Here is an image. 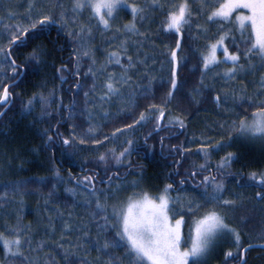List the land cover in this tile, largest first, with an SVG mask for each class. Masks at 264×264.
<instances>
[{"label":"trees","instance_id":"16d2710c","mask_svg":"<svg viewBox=\"0 0 264 264\" xmlns=\"http://www.w3.org/2000/svg\"><path fill=\"white\" fill-rule=\"evenodd\" d=\"M137 4L145 11L134 18L121 7L105 29L89 9L74 10L73 0H40L28 15L25 0H0V92L17 80L0 118V233L22 240L17 256H5L0 243V264H139L117 237L109 205L114 188L124 185L152 196L172 185L169 213L183 217L182 247L191 244L196 220L221 214L240 244L228 233L207 264L238 263L243 247L264 243L258 239L264 236V185L249 179L264 173V146L239 135L240 122L264 107V59L248 52L251 34L239 32L233 20L208 21L219 4L201 9L194 0L180 33L164 31L167 6ZM45 15L56 22L38 25L23 44L8 47L15 26L22 32ZM223 34L225 48L245 67L240 79L204 68L210 43ZM109 82L118 92L109 93ZM141 113L145 119L136 123ZM229 153L227 165L218 167ZM210 172L224 185L218 194L213 183H203ZM105 241L112 246L101 247ZM228 251L234 256L226 259ZM243 264H264V250H248Z\"/></svg>","mask_w":264,"mask_h":264},{"label":"snow or ice","instance_id":"6c2138e0","mask_svg":"<svg viewBox=\"0 0 264 264\" xmlns=\"http://www.w3.org/2000/svg\"><path fill=\"white\" fill-rule=\"evenodd\" d=\"M28 5L26 15L37 10V5L40 0H25ZM194 0H151V5L154 7L164 8L167 6L166 18L163 22L164 31H175L180 33L184 25L189 24L192 17V3ZM201 9H204L209 4H219V7L215 8L210 14L207 15L208 21L228 20L232 15L233 11L239 8L247 9L250 15L236 17L239 21L240 28L246 29L250 23L251 33L254 37L252 46L248 49V52L258 51L261 59H264V0H225L224 3H220V0H198ZM121 5L129 6L125 3V0H73L74 10L80 11L83 9H90L92 18H95L100 25H103L105 29L110 27L109 19L114 17V12L120 8ZM60 7L61 5H55ZM133 17L135 18L140 13L144 12L145 9L135 4L129 6ZM201 9H198L200 11ZM64 13L61 12V16ZM56 20L52 15H45L35 23L31 24L30 28H24L21 32L19 26H15L13 34L9 40L8 47L10 48L13 44H23L25 35L31 30L35 29L38 25H46L55 23ZM247 22V23H246ZM127 27L134 28V25H126ZM11 29L12 26H9ZM84 31V28H81ZM224 37L222 36L216 44L211 45V52L209 55L204 56V68L208 69L212 64L219 63L216 60L215 52L217 46L222 44ZM176 47H180V41L177 40ZM225 57L234 63L238 61V56L229 55L227 49H224ZM5 49L0 48V53H4ZM84 55H88L87 52ZM110 56L115 58V63H119L118 54L116 52L110 53ZM172 59L176 60V52L172 51ZM111 62V61H110ZM12 71L16 72L15 61H12ZM60 71V69H58ZM91 71V70H90ZM236 67L230 68L224 73L226 77L231 79L235 72ZM111 79V78H110ZM178 86L176 79L175 69L172 73L171 89L174 90ZM106 87L109 93L118 92L113 83H107ZM261 87L264 88V78L261 80ZM168 92V96L171 97L173 91ZM87 95V93H86ZM10 93L7 85L3 86V91L0 92V105H6L9 101ZM219 99V98H217ZM31 103V101L29 102ZM27 107V106H26ZM155 108V106H151ZM164 116L163 110L160 111V116L157 118V126L159 127V120ZM254 120L251 124L245 121L240 122V130L242 132H251L253 135L259 134L264 136V107L258 112L253 113ZM145 119V114L141 113L140 118L136 123ZM177 123L181 127L184 126L182 120H177ZM128 128L133 125H128ZM123 129H117L116 132H121ZM116 133L114 132L113 135ZM51 139V137H49ZM107 139V137H105ZM83 142V141H81ZM65 144H69L70 141L65 139ZM102 143V141H97ZM129 144L132 142L129 141ZM129 151L125 148L118 156L115 157L117 162H120V158ZM204 151H207L206 149ZM232 154L229 153L227 157L222 158V161L218 167L223 168L227 165L231 159ZM104 160L105 157L101 155L99 157ZM204 168L205 165H200ZM195 175V173H193ZM94 177H85V180L92 181ZM251 180H256L261 185H264V173L257 176L256 173H252L249 177ZM213 183L214 193L218 194L223 190L224 185L222 183H216L214 176L204 177L203 183ZM184 183V181H181ZM172 188V185H166L163 194L158 197V202L155 199L149 197L147 193L143 194L140 199L128 198L126 206L119 209L114 207L113 215L119 220L120 228L116 235L120 241H124L127 245V250L130 256H133L136 262L139 264H189V258H196L205 253L213 239L220 233H232L237 246L240 244V234L235 229L230 228L226 223L225 219L221 214L216 211H210L205 214L201 219L194 222V225L190 231L191 246L185 251L180 250L182 243V236L180 232L181 225L184 220L183 217L177 219L174 225L169 223L168 212H169V201L170 197L167 195L168 190ZM135 195V194H134ZM261 193H257V196H261ZM212 199H218L217 195H213ZM223 205H231L235 202L232 200H223ZM97 208L103 209V205L97 203ZM191 211V209H189ZM104 219L107 221L108 217ZM65 227H68L65 225ZM0 243H2L5 256H17L21 255L19 249L22 245V240L19 234L15 239L9 240L0 233ZM112 246L111 242L105 241L101 246L105 249ZM251 247V246H249ZM247 249L241 250V259H243V252ZM234 253L228 251L225 253V258L233 257ZM106 264H112L109 260Z\"/></svg>","mask_w":264,"mask_h":264},{"label":"rangeland","instance_id":"374dc122","mask_svg":"<svg viewBox=\"0 0 264 264\" xmlns=\"http://www.w3.org/2000/svg\"><path fill=\"white\" fill-rule=\"evenodd\" d=\"M224 2H225V0H222L221 3H224ZM125 3L127 5H129V6L133 5V4L138 6L137 0H130V2H128V0H125ZM129 6L121 5L120 8L121 7L130 8ZM217 7H219V5ZM214 10H215V8L212 9V11H214ZM116 11L114 12V16L116 15L115 14ZM247 15H250V13H249V11L247 9L239 8V9H236V10L233 11L232 15L228 18V20H224V21H232L233 20V23L236 25V27H237L239 32L240 31L248 32L252 36L250 23H249V25H248V27L246 29L242 30L240 28L239 21H237V19H236V17H238V16H247ZM222 36L224 37V40H225L226 36H225V34H223L217 40L212 41L210 43V45H209L208 51L204 54V56L210 54L211 45L216 44L217 41H219ZM252 39H253V42H254V37L253 36H252ZM224 40H223L222 44L217 46V49H216V52H215L216 60L219 61V63L212 64L209 68L212 69L211 71L213 73H220V74L223 75V76L221 75V77L225 78L226 76L224 75V73L227 72L230 68L236 67L237 71L235 73H238V78L240 79V70L243 71L245 69V67L242 66V65L240 66V64L238 62L234 63L233 61L226 59L225 51H224V49H225ZM257 53L259 54L258 51H257ZM228 54L229 55H236V54H231L229 52H228ZM262 78H264V74H263ZM260 83H261V81H260ZM253 120H254V117H253V114H252L249 118H247V119H245L243 121H245L248 124H251L253 122ZM239 135L242 138L253 140V142H257V143H259V144L264 146V136H261L259 134L253 135L251 132H242L241 130H239ZM114 190L115 191L110 196L109 205L111 207V214H112L113 220H114V222L116 224L117 231L120 228V224H119V220L117 219V217L113 215L114 207L116 209H119V208H121L123 206H126L129 197H133V199H140L143 196V194H145V193H147L150 198L155 199L158 202V197L159 196H152L147 191H145L143 189H140V188H136L135 186L124 185V186H122L120 188H114ZM168 219H169V223L171 225H174L175 221L177 219H180V218L174 217V216L171 215V213L168 212ZM181 230H182V225H181V228H180V232H181ZM226 235H228V233H220V234H218L213 239V241L211 242V244L209 245V247L207 248V250L205 251V253L203 255H201L199 257H196V258H189V264H207L209 262V260L212 258V256L215 255V250L218 249L223 242H225V240L227 238ZM15 238L16 237H10V238H6V239L12 240V239H15ZM258 239H261L260 242H264V236H260ZM190 246H191V244L188 245V247L187 246L186 247H182V245H180V250L181 251H185V250L189 249ZM19 251H20V249H19ZM145 264H146V262H145Z\"/></svg>","mask_w":264,"mask_h":264},{"label":"water","instance_id":"95a60500","mask_svg":"<svg viewBox=\"0 0 264 264\" xmlns=\"http://www.w3.org/2000/svg\"><path fill=\"white\" fill-rule=\"evenodd\" d=\"M7 52H8V55H9V51H7ZM10 59H11V57H10ZM11 60H12V59H11ZM22 73H23V71L21 72L20 76L22 75ZM20 76H19V77H20ZM19 77H18L17 79H19ZM16 81H17V80H15L14 82H12V83H10V84H7L8 88L10 87V85L14 84ZM2 91H3V90H2ZM9 93H10V92H9ZM11 102H12V98H11V94H10L9 101L7 102L6 105H3V106H5V107H4V109L0 112V118L2 117V115H3V113H4V110H5L6 108H8V107L11 105ZM249 246H251V247H249ZM243 249H247V251L250 250V249H263V250H264V243L249 244V245H246L245 247H243ZM247 251H244V252H243V259H241V256H240V262H239V263H236V264H243V263H244V261H245V253H246ZM232 264H233V263H232Z\"/></svg>","mask_w":264,"mask_h":264},{"label":"flooded vegetation","instance_id":"af4514ba","mask_svg":"<svg viewBox=\"0 0 264 264\" xmlns=\"http://www.w3.org/2000/svg\"><path fill=\"white\" fill-rule=\"evenodd\" d=\"M209 176H214V177L216 178V176H218V175H217V174H216V175H214V174H213V172H210V173H209ZM236 183H237V184L240 186V184H239V182H238V181H237Z\"/></svg>","mask_w":264,"mask_h":264},{"label":"bare ground","instance_id":"6f19581e","mask_svg":"<svg viewBox=\"0 0 264 264\" xmlns=\"http://www.w3.org/2000/svg\"><path fill=\"white\" fill-rule=\"evenodd\" d=\"M27 8V7H26ZM24 18V17H23ZM15 45V44H14ZM12 48V47H11ZM10 52V51H9ZM10 88V87H9Z\"/></svg>","mask_w":264,"mask_h":264}]
</instances>
